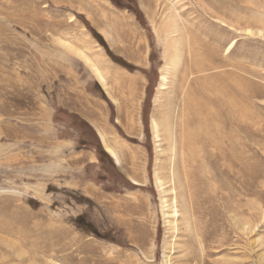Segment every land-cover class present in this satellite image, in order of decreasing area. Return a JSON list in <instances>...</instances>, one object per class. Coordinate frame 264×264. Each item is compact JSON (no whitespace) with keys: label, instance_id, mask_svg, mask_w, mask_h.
<instances>
[{"label":"rangeland","instance_id":"1","mask_svg":"<svg viewBox=\"0 0 264 264\" xmlns=\"http://www.w3.org/2000/svg\"><path fill=\"white\" fill-rule=\"evenodd\" d=\"M79 49L145 77L137 117ZM74 138L99 160L77 176ZM0 264H264V0H0Z\"/></svg>","mask_w":264,"mask_h":264},{"label":"crops","instance_id":"2","mask_svg":"<svg viewBox=\"0 0 264 264\" xmlns=\"http://www.w3.org/2000/svg\"><path fill=\"white\" fill-rule=\"evenodd\" d=\"M131 21L133 22L134 20H131ZM110 23H112V25L115 24L114 19L111 20ZM108 28L112 32L111 36H113L114 29H111V25H109ZM79 51H81L85 56H88L89 58L94 59L93 58L94 52H91L92 54H87L83 50L79 49ZM75 56H78L81 60L85 62V64L88 67H90L91 69L90 80H93L95 83H97L102 88V91L105 93V95H107L109 99L112 101V103H114L118 113L119 111H123V115H124V112H125L124 109L129 107L126 103L131 104V106L133 107L132 108V113L134 112L133 114L137 113L136 112V108H137L136 102L137 100L141 99V94L143 92L142 89L145 83L144 76H140L137 74H133L132 72L126 71V69L120 68L116 64H113L112 62H111L112 64L110 65L109 64L110 59L105 58L101 55L100 59H102V61L101 63L99 62L97 66L99 70L102 71V76L105 78V84H104L102 80L99 78V76H97L98 74L94 72V69L90 64H88L79 54H75ZM69 75L70 76L66 78V80L63 81V85L61 86V88L63 89V93L68 96V97L66 96L67 98H69L68 107L72 110H77L82 115V117L87 119V122L95 128L98 134V137L100 139V142L103 145L104 143H103L102 136H105L107 138L109 143L115 148L114 150L116 151L120 159L119 160L120 163H118L116 159L109 152L108 153L114 159L117 166L119 167L122 166L124 162L123 154L119 151V148L116 146V144L114 143L112 144L110 142L112 128L110 127L109 121H108L109 112L102 105V102H103L102 98L96 97L92 94V92H90V90L88 89V85H89V81H87L88 79H83L82 77H79L78 75L74 77L71 74ZM125 85L131 88L130 95L128 96L129 100L126 102L124 100H121L118 97V94L122 92L116 93V91L118 92V90H120L121 87L124 89ZM109 87H110L111 93L107 91ZM113 95H115L117 100H114L115 98ZM74 101H75V105H72ZM135 117H137V114H135ZM133 124H134V127H132V125H129L133 129L131 133L140 134L139 130L141 128L139 126L138 118L134 120ZM76 143H77V140L75 138L74 140L71 139V141L69 142V145L74 147V159H75L74 162L78 163L77 168L79 169V172L78 174H75V176L82 175L83 171L86 172V170H84L85 169L84 166H86V163H98L99 161L98 156L92 150L85 149V148L76 149L75 148ZM72 155L73 153H71L68 157L71 158ZM70 158H68V160H70ZM81 165L83 167H81ZM65 172H68V170H67V167L64 166V168L61 171V175L63 176ZM74 173H76V171H74Z\"/></svg>","mask_w":264,"mask_h":264},{"label":"bare ground","instance_id":"3","mask_svg":"<svg viewBox=\"0 0 264 264\" xmlns=\"http://www.w3.org/2000/svg\"><path fill=\"white\" fill-rule=\"evenodd\" d=\"M79 54H81L83 57L85 56L84 54H82L81 52H79ZM88 57V56H87ZM84 57V58H86L85 60L87 61V62H89L91 65H92V67H93V69L96 71V73L98 74L97 76H99V78L102 80V82L105 84V78L102 76V73L100 74V72H99V69L95 66V64H94V62H92L91 60H90V58L88 57ZM174 63H176V61H174ZM173 63V64H174ZM161 81H162V83H161V88H165V87H163L165 84H166V81H167V76H166V74L164 73L163 75H162V77H161ZM102 139H103V141H104V143H105V148L107 149V152H109L115 159H116V161L118 162V160H117V156H116V152H115V150L113 149V147H111L110 146V144H109V141L106 139V137L105 136H102Z\"/></svg>","mask_w":264,"mask_h":264},{"label":"trees","instance_id":"4","mask_svg":"<svg viewBox=\"0 0 264 264\" xmlns=\"http://www.w3.org/2000/svg\"><path fill=\"white\" fill-rule=\"evenodd\" d=\"M101 40V42H102V44H104V42H103V40H102V38L100 39ZM105 45V44H104ZM109 51V50H108ZM109 53H111V52H109ZM112 55V54H111ZM114 57V56H113ZM114 59H116V58H114ZM118 62H120L122 65H124V66H126V67H128V68H133L132 66H130V65H128V63H126V62H124V60H118V59H116Z\"/></svg>","mask_w":264,"mask_h":264}]
</instances>
